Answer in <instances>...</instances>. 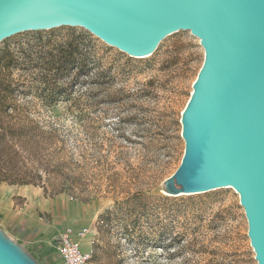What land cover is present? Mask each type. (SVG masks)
Wrapping results in <instances>:
<instances>
[{"label": "rangeland", "instance_id": "rangeland-1", "mask_svg": "<svg viewBox=\"0 0 264 264\" xmlns=\"http://www.w3.org/2000/svg\"><path fill=\"white\" fill-rule=\"evenodd\" d=\"M80 37L87 67L59 79L66 91L48 99L45 118L61 128L0 154L2 174L33 181H0V229L40 264L62 262L54 243L67 227L88 230L79 242L90 264H258L235 188L174 195L165 187L184 156L181 118L205 59L200 39L180 30L136 57L83 27L60 26L15 34L0 50H51ZM30 72L13 76L28 82Z\"/></svg>", "mask_w": 264, "mask_h": 264}, {"label": "water", "instance_id": "water-1", "mask_svg": "<svg viewBox=\"0 0 264 264\" xmlns=\"http://www.w3.org/2000/svg\"><path fill=\"white\" fill-rule=\"evenodd\" d=\"M80 26L136 57L180 30L203 66L182 113L185 151L168 192L230 187L264 264V0H0V43L24 31ZM0 264H40L0 229Z\"/></svg>", "mask_w": 264, "mask_h": 264}, {"label": "trees", "instance_id": "trees-1", "mask_svg": "<svg viewBox=\"0 0 264 264\" xmlns=\"http://www.w3.org/2000/svg\"><path fill=\"white\" fill-rule=\"evenodd\" d=\"M78 39V38H77ZM72 40L66 45L47 50L44 47H22L18 50L5 48L0 50V154H18L21 151L26 135L36 132L38 141L49 136L60 125H52L51 120L45 118L48 111H53V104L48 99L60 96L66 91L58 81L67 75L76 80L80 73L87 67L86 58L88 51L81 46L85 44L86 37H80V41ZM23 69L22 76L33 80L25 82L14 78L16 69ZM35 71H38L35 72ZM32 94L45 99V105H22L19 97ZM55 127V128H54ZM36 139V138H35ZM36 146L39 147L36 141ZM31 152H36L32 149ZM35 154L31 156H35ZM6 161L5 158H3ZM11 161L7 162L9 165ZM8 174L0 172V181L10 184L33 183L27 177L10 178Z\"/></svg>", "mask_w": 264, "mask_h": 264}, {"label": "built area", "instance_id": "built-area-1", "mask_svg": "<svg viewBox=\"0 0 264 264\" xmlns=\"http://www.w3.org/2000/svg\"><path fill=\"white\" fill-rule=\"evenodd\" d=\"M88 230H76L72 227L60 229L55 238V249L60 252L64 264H90L91 254L84 250L79 240Z\"/></svg>", "mask_w": 264, "mask_h": 264}, {"label": "crops", "instance_id": "crops-1", "mask_svg": "<svg viewBox=\"0 0 264 264\" xmlns=\"http://www.w3.org/2000/svg\"><path fill=\"white\" fill-rule=\"evenodd\" d=\"M30 192V190H28ZM29 192L27 193V195H29ZM25 194V193H24ZM44 264H53L52 262L49 261L48 258H45L44 260ZM62 261V259L60 258V262ZM58 264H64L63 261L61 263Z\"/></svg>", "mask_w": 264, "mask_h": 264}, {"label": "bare ground", "instance_id": "bare-ground-1", "mask_svg": "<svg viewBox=\"0 0 264 264\" xmlns=\"http://www.w3.org/2000/svg\"><path fill=\"white\" fill-rule=\"evenodd\" d=\"M8 190V189H7ZM9 191V190H8ZM12 191V190H11ZM29 191H28V189L27 190H25V191H23V193H25V194H27ZM29 195H31V196H34V195H36L35 193H33L32 191H30L29 192ZM56 204V203H55Z\"/></svg>", "mask_w": 264, "mask_h": 264}]
</instances>
